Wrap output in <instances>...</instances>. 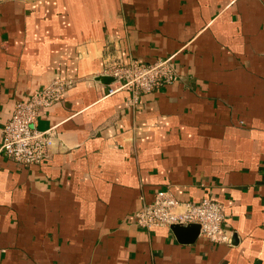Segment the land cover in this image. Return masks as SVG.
Wrapping results in <instances>:
<instances>
[{
  "label": "crops",
  "instance_id": "crops-1",
  "mask_svg": "<svg viewBox=\"0 0 264 264\" xmlns=\"http://www.w3.org/2000/svg\"><path fill=\"white\" fill-rule=\"evenodd\" d=\"M169 57L177 82L108 95L111 62ZM56 78L47 157L0 155V264H264V0H0V140ZM157 191L219 203L228 242L139 228Z\"/></svg>",
  "mask_w": 264,
  "mask_h": 264
},
{
  "label": "built area",
  "instance_id": "built-area-1",
  "mask_svg": "<svg viewBox=\"0 0 264 264\" xmlns=\"http://www.w3.org/2000/svg\"><path fill=\"white\" fill-rule=\"evenodd\" d=\"M106 74L113 79L108 95L126 90L130 94L128 104L133 106L141 96L179 80L172 57L152 63L134 59L127 63L113 61L107 66ZM69 86L70 81L56 78L27 100L15 102L1 132L0 155L18 166H31L44 160L55 133L53 128L37 129V120L42 111L60 100ZM223 220L221 205L214 200L182 202L168 191H157L152 202L135 215V224L143 230L197 225L201 237L216 243L228 242V236L222 231Z\"/></svg>",
  "mask_w": 264,
  "mask_h": 264
},
{
  "label": "water",
  "instance_id": "water-1",
  "mask_svg": "<svg viewBox=\"0 0 264 264\" xmlns=\"http://www.w3.org/2000/svg\"><path fill=\"white\" fill-rule=\"evenodd\" d=\"M101 80H104L108 84L113 81L111 77H106V76L102 77ZM171 230L177 237H182L183 235L190 236L189 239L190 241H192L194 238L197 237L199 233V226L197 225H190L187 227L174 226L171 228Z\"/></svg>",
  "mask_w": 264,
  "mask_h": 264
}]
</instances>
